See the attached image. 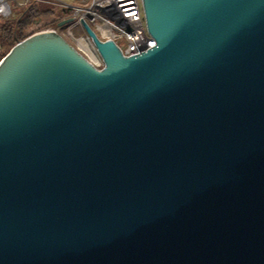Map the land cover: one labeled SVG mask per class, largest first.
Instances as JSON below:
<instances>
[{"label":"water","instance_id":"water-1","mask_svg":"<svg viewBox=\"0 0 264 264\" xmlns=\"http://www.w3.org/2000/svg\"><path fill=\"white\" fill-rule=\"evenodd\" d=\"M141 3L145 52L0 60V264H264V0Z\"/></svg>","mask_w":264,"mask_h":264},{"label":"built area","instance_id":"built-area-1","mask_svg":"<svg viewBox=\"0 0 264 264\" xmlns=\"http://www.w3.org/2000/svg\"><path fill=\"white\" fill-rule=\"evenodd\" d=\"M35 2L51 4L70 14L58 19L56 25H38L31 34L57 31L98 68L103 66V60L84 29L82 20L87 22L101 41H114L124 55L140 54L155 45V40L147 30L141 0H0V19L15 16L13 5L19 10ZM69 17L74 20L57 26L59 21ZM95 24L100 26L101 35L93 27ZM121 41L125 42L124 47L120 46Z\"/></svg>","mask_w":264,"mask_h":264},{"label":"trees","instance_id":"trees-1","mask_svg":"<svg viewBox=\"0 0 264 264\" xmlns=\"http://www.w3.org/2000/svg\"><path fill=\"white\" fill-rule=\"evenodd\" d=\"M70 14L68 11L60 10L57 7L44 3L35 2L15 12V16L9 19H0V40L10 49L19 41L25 39L28 28L41 20L44 25H56V21ZM1 57V59L8 53ZM0 59V60H1Z\"/></svg>","mask_w":264,"mask_h":264},{"label":"rangeland","instance_id":"rangeland-1","mask_svg":"<svg viewBox=\"0 0 264 264\" xmlns=\"http://www.w3.org/2000/svg\"><path fill=\"white\" fill-rule=\"evenodd\" d=\"M13 8H14V11L16 12L17 9H15L14 5H13ZM43 22H44V20H43V21L41 20L40 22H37V23L31 25V26L28 28V30H27V34L29 33V31H32V30L35 29L38 25H41ZM93 27L96 28V30H97V34H98V35H101V28H100V26H99L98 24H95ZM119 44H120L121 47H124V46H125V42H123V41H121ZM9 50H10V48H9L5 43H3V42L0 40V59H1V57L5 54V52H7V51H9Z\"/></svg>","mask_w":264,"mask_h":264}]
</instances>
